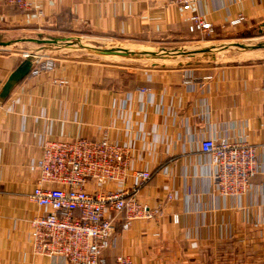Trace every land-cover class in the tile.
Masks as SVG:
<instances>
[{"label":"crops","instance_id":"1","mask_svg":"<svg viewBox=\"0 0 264 264\" xmlns=\"http://www.w3.org/2000/svg\"><path fill=\"white\" fill-rule=\"evenodd\" d=\"M194 13L212 25V39L190 33L191 12L169 0H38L32 11L0 6V264H70L32 252L29 221L42 210L29 199L36 174L28 167L45 139L75 137L118 141L135 168L154 171L138 199L161 205L160 212L127 229L117 219L104 252L109 264L118 255L136 264H264V173L241 197L223 196L200 149L208 136L243 138L264 162V57L136 69L58 56L53 71L29 74L3 93L26 49L52 54L35 45L87 34L211 43L233 29L261 26L264 0H201Z\"/></svg>","mask_w":264,"mask_h":264},{"label":"built area","instance_id":"2","mask_svg":"<svg viewBox=\"0 0 264 264\" xmlns=\"http://www.w3.org/2000/svg\"><path fill=\"white\" fill-rule=\"evenodd\" d=\"M201 0H169L188 16L190 33L212 36V25L194 13ZM38 0H0V6L32 11ZM243 20L237 17L230 26ZM31 55L25 53V57ZM59 61L48 54H33L30 75L53 71ZM65 83V81H61ZM201 152L209 157L213 180L223 196L241 197L251 188V178L264 173V162L256 148L243 138L231 140L208 136L200 142ZM36 174L29 194L41 213L29 221L32 252L60 256L70 264H108L104 255L117 231L133 221L149 220L160 212L161 205L150 207L138 199V191L152 178L154 171L132 165L128 147L106 137L89 139H45L38 157L29 164ZM133 178L131 185L126 179ZM93 185L92 189L88 186ZM173 198L166 194V200ZM174 221H178L175 215ZM254 228L258 227L253 222ZM114 264H136L128 255H118Z\"/></svg>","mask_w":264,"mask_h":264},{"label":"rangeland","instance_id":"3","mask_svg":"<svg viewBox=\"0 0 264 264\" xmlns=\"http://www.w3.org/2000/svg\"><path fill=\"white\" fill-rule=\"evenodd\" d=\"M229 34L224 40L206 42L197 41L198 39H190L189 41L183 40V42L169 39L165 41L148 39H129L115 35H81L77 37L63 38L59 40L61 43H57V46L53 47L51 44H38L35 45L36 49L43 50V53H54V57H69L79 61H91V62H103L106 59H111L112 62L125 63L127 65L135 66V68H148L159 67L167 65L173 67L177 62L180 63H194L196 61L214 60L216 62L226 61H243L250 60L257 57H264V27L255 26L251 28H239L229 31ZM208 39L211 36H205ZM212 39V38H211ZM39 41L38 43H40ZM178 42V43H177ZM227 42L225 46L214 48V43ZM50 43V42H49ZM240 44V45H238ZM211 45V46H210ZM248 45H257L261 47H249ZM39 48V49H38ZM35 49V48H32ZM26 49L25 53L29 54L30 50ZM95 49L111 50V51H150L154 53H160L162 50H172L173 57L170 59H159L152 56H140L131 58H108L94 52ZM202 52H195L193 54L181 53L184 51L204 50ZM30 51V52H29ZM48 51V52H46ZM23 52V56L25 55ZM50 54V55H52ZM181 55V56H180ZM24 59L26 57L24 56ZM65 59V58H63ZM176 59V60H175ZM109 61V60H107ZM174 61V62H173Z\"/></svg>","mask_w":264,"mask_h":264},{"label":"water","instance_id":"4","mask_svg":"<svg viewBox=\"0 0 264 264\" xmlns=\"http://www.w3.org/2000/svg\"><path fill=\"white\" fill-rule=\"evenodd\" d=\"M262 26L264 27V23L262 24ZM49 42L47 44L49 45L53 44V42L51 41ZM248 46L258 48V47H261L262 45L261 46L248 45ZM202 51H206V49L195 50V51H184L181 53L193 54L195 52H202ZM34 52H35V49H32V52L30 53L31 55L27 56L26 59H24L16 67V69L9 75L3 93L7 91V89L11 86L12 83L18 82L29 75L31 66H32V55L35 54ZM94 52H96L99 55L106 56L108 58H131V57H140V56L146 55V56H152L154 58H159V59H170L173 57V60H174V58L176 57V55L172 56V54H174V51H166V50H163L160 53H154L150 51H138V52L130 51L128 52L124 50L123 51H111V50L95 49Z\"/></svg>","mask_w":264,"mask_h":264},{"label":"trees","instance_id":"5","mask_svg":"<svg viewBox=\"0 0 264 264\" xmlns=\"http://www.w3.org/2000/svg\"><path fill=\"white\" fill-rule=\"evenodd\" d=\"M108 262V261H107ZM109 264V263H108Z\"/></svg>","mask_w":264,"mask_h":264}]
</instances>
